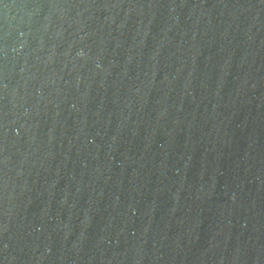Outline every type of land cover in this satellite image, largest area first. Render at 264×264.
Returning <instances> with one entry per match:
<instances>
[{"label":"water","instance_id":"water-1","mask_svg":"<svg viewBox=\"0 0 264 264\" xmlns=\"http://www.w3.org/2000/svg\"><path fill=\"white\" fill-rule=\"evenodd\" d=\"M0 264H264V0H0Z\"/></svg>","mask_w":264,"mask_h":264}]
</instances>
